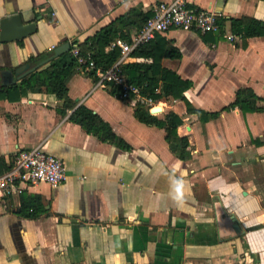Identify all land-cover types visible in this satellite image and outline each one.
Instances as JSON below:
<instances>
[{
	"label": "crops",
	"instance_id": "0c3cea01",
	"mask_svg": "<svg viewBox=\"0 0 264 264\" xmlns=\"http://www.w3.org/2000/svg\"><path fill=\"white\" fill-rule=\"evenodd\" d=\"M160 1L172 0H0V19L20 13L37 22L25 38L0 42V156L11 162L42 144L67 170L58 188L42 181L0 196V264H264V110L225 108L241 87L264 97V36L232 26L235 18L264 21V0H186L216 11L219 28L161 33L173 48L161 64L192 81L189 101L221 112L201 121L173 97L150 106L159 118L183 117L185 159L171 150L164 127L137 118L138 102L116 96L84 68L69 78V95L130 146L89 133L70 119L72 109L62 114L55 93L14 100L6 92L53 59L27 74L17 73L22 65L33 67L66 42L73 51L131 8L152 11ZM144 60L130 54L125 62ZM31 198L42 203L35 216L22 209Z\"/></svg>",
	"mask_w": 264,
	"mask_h": 264
},
{
	"label": "trees",
	"instance_id": "16d2710c",
	"mask_svg": "<svg viewBox=\"0 0 264 264\" xmlns=\"http://www.w3.org/2000/svg\"><path fill=\"white\" fill-rule=\"evenodd\" d=\"M153 15L152 11H144L141 8L133 7L125 14L117 17L113 22L103 27L96 33L89 35L84 41L78 42L80 55L87 56L95 61L96 67L107 70L116 63L122 55L120 47L110 48V44L118 37L131 42L135 31L140 30L147 19ZM219 25L221 23L218 20ZM233 31L236 34L252 36H264V21L253 18H235L232 20ZM76 41L72 43L74 44ZM173 48L169 46L161 33L146 43L135 47L130 53L132 56L143 57L144 61L123 62L122 70L129 82L140 86L143 93L152 96L155 100L163 97L183 99L188 112L197 114L201 121H208L220 115V111L208 112L196 108L187 98L186 91L192 86V81L183 79L177 72L161 64L162 56L173 54ZM96 67L89 68L88 64L79 61V55H75L72 49L54 58L44 68L37 70L25 77L19 84L6 89L11 98L18 100L28 91H47L57 95L62 101L60 111L67 114L70 109V119L79 123L89 133L97 135L101 140L115 143L121 147L130 146L123 138L119 137L112 126L98 113L84 104L77 105V102L69 95L68 80L78 70L85 69L90 76H97ZM111 91L119 96L121 87L115 83H109ZM157 89H160L159 91ZM16 93V96L12 94ZM264 97L257 95L251 87L238 89L235 99L225 106L227 109L238 106L244 114L257 110H264L258 102ZM152 107L139 102L135 109L137 118L147 124H155L166 129L165 138L171 150L181 159L189 156L190 141L187 136L178 133V126L184 122L182 116L174 111L166 113L165 117L159 118ZM13 161L9 162L4 156H0V175L9 170ZM42 203L39 198H31L24 203L22 209L27 211L29 216H35Z\"/></svg>",
	"mask_w": 264,
	"mask_h": 264
},
{
	"label": "built area",
	"instance_id": "2783aa9c",
	"mask_svg": "<svg viewBox=\"0 0 264 264\" xmlns=\"http://www.w3.org/2000/svg\"><path fill=\"white\" fill-rule=\"evenodd\" d=\"M218 20L219 14L216 11L191 7L186 0L160 1L154 6L153 15L147 19L144 26L133 33L131 42L118 37L110 44V48L120 47L122 55L107 70L96 67L89 53L87 56L80 55L78 46L73 48V53L79 55V61L88 64L89 68L96 67V74L101 82L119 85L122 92L118 97L134 99L150 107L156 100L143 93L140 86L129 82L122 70V63L132 50L154 39L158 33H165L173 26L196 29L202 34L215 31L219 28ZM228 37L233 39L235 36L229 34ZM12 161V167L0 175V196L21 195L27 187L42 181L49 183L53 188H58L67 179L64 160L47 152L42 144L21 150Z\"/></svg>",
	"mask_w": 264,
	"mask_h": 264
},
{
	"label": "water",
	"instance_id": "95a60500",
	"mask_svg": "<svg viewBox=\"0 0 264 264\" xmlns=\"http://www.w3.org/2000/svg\"><path fill=\"white\" fill-rule=\"evenodd\" d=\"M1 32H0V42L13 41L18 40L20 38H25L30 35L37 29L36 21H28L25 22L23 15L20 13L6 15L0 19ZM71 48V44L66 42L55 48V51L52 55L47 57L46 59L41 60L38 64L29 68V63L22 65L17 73L21 71L25 72V74L33 72L39 66L45 64L46 62L60 56L65 51Z\"/></svg>",
	"mask_w": 264,
	"mask_h": 264
}]
</instances>
